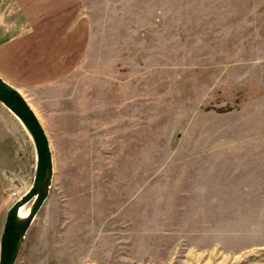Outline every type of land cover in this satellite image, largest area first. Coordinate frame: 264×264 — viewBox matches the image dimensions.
<instances>
[{"label": "rangeland", "instance_id": "obj_1", "mask_svg": "<svg viewBox=\"0 0 264 264\" xmlns=\"http://www.w3.org/2000/svg\"><path fill=\"white\" fill-rule=\"evenodd\" d=\"M137 17L156 21L154 49L93 55L89 75L21 91L34 110L62 113L40 115L54 173L14 264L105 253L109 227L122 230L114 254L134 262L147 227L178 264L264 261V0H139ZM1 106L23 145L0 141V233L36 164L30 134Z\"/></svg>", "mask_w": 264, "mask_h": 264}, {"label": "crops", "instance_id": "obj_2", "mask_svg": "<svg viewBox=\"0 0 264 264\" xmlns=\"http://www.w3.org/2000/svg\"><path fill=\"white\" fill-rule=\"evenodd\" d=\"M138 8L139 0H0V76L20 91L48 90L74 81L76 74L89 75L91 67L88 64L85 68V63L93 55L133 56L139 55L141 49L152 50L158 46L155 45L157 40L146 31L148 25L156 21L148 18L140 27ZM124 26H127L128 36L121 31ZM163 36L160 32L157 34L159 38ZM54 100L57 104L58 99ZM3 111L0 104V113ZM35 112L42 122V118H49L43 115L41 118V113L60 114L62 110L41 107ZM42 124L47 132L46 125ZM3 138L14 150L23 145L17 132L6 128L0 120V141ZM20 154L22 151H17V155ZM149 228L153 229L147 227L137 232L151 235L145 252L143 250L145 260L134 262L131 253L114 254L117 248L124 246L116 239L122 230L109 227L102 230L109 240L100 244L109 251L97 256L85 255L71 264H178L183 261L181 257L172 256L171 241L159 242V247L156 246L154 231ZM135 246L143 248L139 244ZM158 249L161 252L155 255Z\"/></svg>", "mask_w": 264, "mask_h": 264}, {"label": "water", "instance_id": "obj_3", "mask_svg": "<svg viewBox=\"0 0 264 264\" xmlns=\"http://www.w3.org/2000/svg\"><path fill=\"white\" fill-rule=\"evenodd\" d=\"M0 103L26 128L36 153L32 184L7 209L0 233V264H14L24 235L48 195L54 164L50 139L41 120L21 91L2 76H0ZM28 201L31 203L27 214L19 216L20 207ZM253 264H264V261Z\"/></svg>", "mask_w": 264, "mask_h": 264}, {"label": "bare ground", "instance_id": "obj_4", "mask_svg": "<svg viewBox=\"0 0 264 264\" xmlns=\"http://www.w3.org/2000/svg\"><path fill=\"white\" fill-rule=\"evenodd\" d=\"M24 208H25V206H21L20 207V209H19V216H25L27 214L28 209L25 210Z\"/></svg>", "mask_w": 264, "mask_h": 264}]
</instances>
